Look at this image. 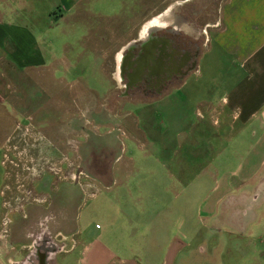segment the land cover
Instances as JSON below:
<instances>
[{
    "label": "rangeland",
    "instance_id": "rangeland-1",
    "mask_svg": "<svg viewBox=\"0 0 264 264\" xmlns=\"http://www.w3.org/2000/svg\"><path fill=\"white\" fill-rule=\"evenodd\" d=\"M193 1L206 9L202 18L199 17L201 30L192 32L202 36L204 48L218 26L219 11L226 0ZM40 3L34 4L33 12L41 14L35 18L46 31L45 61L41 69L21 71L18 67L14 103L15 107H30L32 112L36 111V118L42 119L45 114L50 126L44 128L51 132L59 126L65 128L62 133L65 140L57 143L50 139L45 145H32L35 153L47 157L45 168L50 172L44 188L40 186L35 191L39 178L23 177L27 171H23L22 166L16 171L20 174L18 177H14V171L6 181L4 170L0 168L2 227L8 229L6 224L15 219L25 224L28 217L43 212L48 214L54 209L59 216L58 224L63 222L58 228L57 239L66 244V248L53 264L145 262L141 252L148 249L152 252L151 260L160 264L162 255L174 241L180 246L174 264H264V204L255 209L247 204L240 213L226 210L225 207L234 206L237 200V195L231 194L212 211L213 217L211 211L206 210L210 201L220 196L216 194L215 186L222 178L217 181L207 177L208 168L215 171L213 161L216 156L205 140L198 144L197 128L192 129L191 141L194 143L186 142V137L181 135L190 122L197 123L195 105L185 106L191 109L187 108L184 113L182 108L155 113L156 142L153 149L148 145L143 152L148 156L162 154L158 157L160 160L172 155L176 162L141 161L142 152L126 137V132L129 135L136 130L133 119H125L126 114L119 111L121 107L139 106L131 105L130 98L120 99L114 94L106 96L112 90V83L102 71L96 55L81 38L87 34V26L81 19L89 20L91 28L93 25L99 27L97 15L120 13L123 6L125 9H155L159 14L170 6L176 7L182 0H85L78 8L81 19L76 15V7L68 8L70 1L42 0ZM62 14H66L67 19L58 23ZM146 16L142 12L122 14L117 20H106L90 34L98 39L106 35L107 45L114 49L122 42L120 38L127 34L131 24L144 21ZM137 29L133 36L137 35ZM91 44L93 47V42ZM96 49L103 52L101 47ZM213 51L208 58L224 56L218 47ZM114 61V57H110L111 71L115 69ZM195 79L193 75L192 86L187 87L186 92L192 94V99L199 100L204 92L201 83ZM209 81L214 84L211 78ZM219 90L224 93L228 86L219 87ZM177 97L180 99L181 94L175 96L176 104ZM133 100L140 101L138 98ZM179 104L172 107H184ZM90 107L96 111L92 112ZM123 147L126 151H122ZM225 148L230 150V147ZM121 155L138 157L130 184L126 185L124 178L119 176L109 189L106 185L110 184L113 160ZM183 159L186 163L179 162ZM21 163L33 170L30 159L27 161L22 157ZM121 164L123 162L119 163V168ZM182 164L186 166L185 179L176 180L174 176L182 175L178 171ZM126 188L130 189V194ZM139 199L142 205L137 203ZM3 202L7 204L4 207ZM2 235L5 233L0 232ZM4 239L0 237V264L19 260L20 253L8 243L10 247H6Z\"/></svg>",
    "mask_w": 264,
    "mask_h": 264
},
{
    "label": "crops",
    "instance_id": "crops-1",
    "mask_svg": "<svg viewBox=\"0 0 264 264\" xmlns=\"http://www.w3.org/2000/svg\"><path fill=\"white\" fill-rule=\"evenodd\" d=\"M41 1L0 0V168L4 170L3 178L6 181L9 176L14 175V171V177H18L20 174H16V171L22 166L23 171H27L23 177L39 178L35 188L33 187L35 191L37 187H46L45 178H48L47 175L50 171L45 168L47 157H43L42 153H35L32 150V145H45L47 140H50L44 138V135H48V131H50L48 130L50 123L47 121L45 123L40 117L34 118L33 113L36 111L32 112L30 107H15L14 80L20 72L19 68L21 71L38 67L41 69V65L45 61L43 46L45 45L44 33L46 31L45 27H41L40 22H37L38 19L35 18L41 14L36 15L33 12L34 4L40 5ZM66 1H70L68 8L76 7V15L78 19H81L78 8L85 0ZM145 10L143 8L125 9L123 6V9L119 11L120 13L97 15L99 27L106 23V20H117L122 14L133 15V13L142 12V14L148 15L146 17L149 19L146 18L144 21L142 19L138 23L135 21L134 24H131L127 34L121 36L122 42L116 45L114 49L113 47L110 49V46L107 45L108 38L106 35L98 39L94 34H90L99 27L93 25L91 28L89 20L81 19L82 23L87 26V34L81 38L85 40L86 47L96 55L97 60L101 63L100 66L102 65V71L112 83V90H109L106 96L124 89V83L117 74L118 70L111 71L108 66L110 57H114L116 61L128 43L133 42V40L144 41L146 39V34L144 33L145 36L143 34L144 28L153 24V21L163 13L157 14L155 9ZM65 19H67L66 14H62L58 23ZM137 27L138 33L133 36L134 29ZM92 42L93 47L92 44L89 45ZM97 47H101L103 52L98 51ZM217 47L224 56L208 58L212 56L211 53L215 52L213 50ZM203 49L206 52L202 51L195 73L188 75L182 81L170 84L160 97L130 102L131 105H138L139 107H121L122 111L120 109L119 111L121 114H126L125 119H133L136 130H133V134L130 133L129 135L126 132V137L137 144L138 149L142 152L140 154L142 156L141 161L176 162L172 155L160 160L158 157L162 154L148 156V153L143 152L149 147L148 145L153 149L156 142L155 136L157 134L154 133L158 124L154 120L155 113L158 111L169 113L175 108H182V113H184L187 108L188 110L191 109L185 106L195 105L197 123L190 122L188 129H184L181 135L186 137V142L194 143L191 141V134L192 129L197 128L198 144L205 140L212 154L216 156L213 161L215 171L210 168L207 169L209 171L207 177H214L217 181L222 178L215 186V192L220 196L210 201V205L206 207V210L211 211L213 217L212 211H215L227 195H237L235 205L225 207L226 210L231 209L236 213H240L247 204H250L254 209L258 205L264 204V0H226L219 11L218 26L212 37L207 39ZM223 72H226V75ZM193 75L195 80L201 83L204 92L202 95L200 94L199 100L192 99V94L186 92V88L192 86ZM210 78L214 84L210 83ZM141 82L143 83V81ZM136 85L139 86V82ZM143 85L145 84L143 83ZM143 85L140 86L145 88L146 85ZM227 86L228 90L221 93L219 87ZM91 93L94 96L93 91ZM176 93L181 94L180 99L177 97V104L175 96L178 94ZM142 95H147V93ZM149 95L159 94L155 92ZM178 104L184 107H172ZM17 109H20L21 112ZM94 109V107H90L92 112L96 111ZM183 123L185 122L183 121ZM44 126H48V128L46 129ZM64 131H66L65 128L60 126L55 128L53 133L58 135V138L54 139L55 137H53L52 141L57 140V143H62L65 140L62 136ZM224 147H230V150L228 151V148L223 149ZM122 151H126V149L123 147ZM224 155H226L225 160L223 159ZM22 157H26L27 161L30 159L33 163V170L21 163ZM137 158L133 155L116 157L112 163L110 184L106 187L111 189L112 182H115L116 177L119 176L124 178L126 185L130 184V177L133 175V166L137 162ZM52 160H54L53 157ZM121 162L124 165L121 164L122 167L119 168ZM179 162L184 163L185 161L183 159ZM185 169L186 166L182 164V168L178 170L182 175L179 174L174 178L176 180L185 179V173L183 174ZM75 173L74 176L77 178L78 173ZM126 192L131 193L129 188H126ZM31 193L33 192L31 191ZM137 203L142 205L141 199ZM206 204L205 201V206ZM6 205L3 202L2 207ZM64 245L66 248V244ZM141 253L144 259L146 258L145 262L144 260L139 262L134 260L128 263L157 264L151 260L152 252L149 249ZM179 253L180 246H176L174 241L162 255L160 264H174Z\"/></svg>",
    "mask_w": 264,
    "mask_h": 264
},
{
    "label": "flooded vegetation",
    "instance_id": "flooded-vegetation-1",
    "mask_svg": "<svg viewBox=\"0 0 264 264\" xmlns=\"http://www.w3.org/2000/svg\"><path fill=\"white\" fill-rule=\"evenodd\" d=\"M205 10L193 0H182L176 7H168L153 24L146 26L143 30L146 39L128 43L115 61L116 70L120 65L117 74L124 83V89L113 94L120 99L130 98V102L134 98L152 100L160 97L170 84L195 73L203 48L202 36L192 32L201 30L199 17L203 16ZM119 59H122L120 63ZM138 82L145 88L136 85ZM155 92L159 95H149ZM36 115L37 112H34V118ZM42 120L46 123L45 114H42ZM53 134L48 131L44 138L57 139L58 135ZM58 218L53 209L48 214L43 212L28 217L25 224L10 220L9 225L6 224L8 229H4V224L0 223V232L5 233L0 237L5 238V246H11L21 255L19 260H12L10 264H53L52 253L62 244L57 235L63 223L58 224Z\"/></svg>",
    "mask_w": 264,
    "mask_h": 264
},
{
    "label": "water",
    "instance_id": "water-1",
    "mask_svg": "<svg viewBox=\"0 0 264 264\" xmlns=\"http://www.w3.org/2000/svg\"><path fill=\"white\" fill-rule=\"evenodd\" d=\"M150 30H153V29H150ZM150 30H149V31H150ZM149 31H148V32H149ZM121 61H122V59L119 60V63H120ZM195 67H196L195 70H197V69H198V68H197V65H196ZM119 69H120V65H119ZM119 69H118V70H119ZM119 72H120V70H119ZM59 245H60L59 249H57V251H55V252L52 253V256H51V257L53 258V259H52L53 261L55 260V258L57 257V255H58L60 252H62V251L64 250V248H65V245H64V244H59Z\"/></svg>",
    "mask_w": 264,
    "mask_h": 264
}]
</instances>
